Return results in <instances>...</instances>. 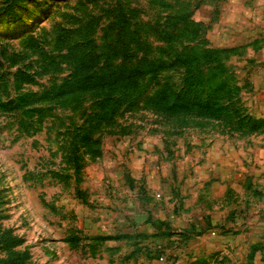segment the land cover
I'll use <instances>...</instances> for the list:
<instances>
[{
    "label": "rangeland",
    "instance_id": "374dc122",
    "mask_svg": "<svg viewBox=\"0 0 264 264\" xmlns=\"http://www.w3.org/2000/svg\"><path fill=\"white\" fill-rule=\"evenodd\" d=\"M143 56L178 65L98 120L85 64ZM165 83L220 118L148 109ZM263 147L264 0H0V264H264V185L202 186Z\"/></svg>",
    "mask_w": 264,
    "mask_h": 264
},
{
    "label": "trees",
    "instance_id": "16d2710c",
    "mask_svg": "<svg viewBox=\"0 0 264 264\" xmlns=\"http://www.w3.org/2000/svg\"><path fill=\"white\" fill-rule=\"evenodd\" d=\"M175 60V61H174ZM166 63V61H152L146 56L135 59L131 64L123 61L117 64L111 62L99 63V60H89L85 64L87 73L81 77L82 92L88 95V101L95 105L97 112L95 117L98 120H111L114 113L124 104L133 105V103L142 95L138 94L134 102H130L136 95L140 87V82L146 76L155 77L159 73L178 65L176 59ZM75 78V76H74ZM74 83H70L71 87ZM175 85V84H174ZM172 83H165L159 87L153 94L147 98L148 109L156 113L166 114L168 116H177L179 114H192L193 110L203 112L202 116L217 119L220 118L224 106L213 103L209 98L206 101H199L190 98L189 91L182 93L178 86ZM68 84H64L62 89ZM67 92L60 95L65 96ZM233 113L237 111L233 109ZM86 108H83L82 114H85ZM91 133V131H89ZM89 133L82 135V142H85L83 148L86 153L97 155V149L94 147L96 140H93ZM72 146V142H71ZM84 154V153H82Z\"/></svg>",
    "mask_w": 264,
    "mask_h": 264
},
{
    "label": "crops",
    "instance_id": "0c3cea01",
    "mask_svg": "<svg viewBox=\"0 0 264 264\" xmlns=\"http://www.w3.org/2000/svg\"><path fill=\"white\" fill-rule=\"evenodd\" d=\"M251 154H253L250 160H253L252 167H240L239 165H236L237 167H231V162L225 165L226 162L223 160V167H217L214 170L215 173L208 171L203 178L202 186L209 189V194L212 188L218 186L222 190L220 196L212 197L215 199L221 198V201L224 202L229 197V193L232 192L233 186L245 188L247 186H255L260 182L264 185V147L253 149ZM222 158L225 159L226 157L223 156ZM235 175L238 176L234 177ZM225 231L228 230L225 229Z\"/></svg>",
    "mask_w": 264,
    "mask_h": 264
}]
</instances>
